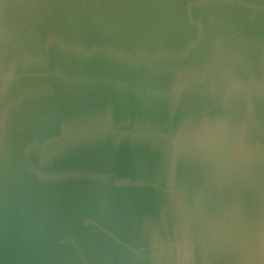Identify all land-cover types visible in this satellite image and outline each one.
Here are the masks:
<instances>
[{
	"label": "water",
	"instance_id": "1",
	"mask_svg": "<svg viewBox=\"0 0 264 264\" xmlns=\"http://www.w3.org/2000/svg\"><path fill=\"white\" fill-rule=\"evenodd\" d=\"M0 264H264V0H0Z\"/></svg>",
	"mask_w": 264,
	"mask_h": 264
}]
</instances>
